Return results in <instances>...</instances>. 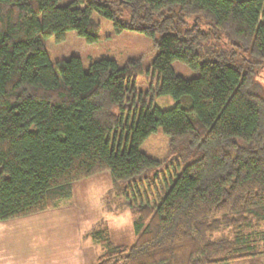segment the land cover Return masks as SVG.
Listing matches in <instances>:
<instances>
[{"label": "trees", "instance_id": "1", "mask_svg": "<svg viewBox=\"0 0 264 264\" xmlns=\"http://www.w3.org/2000/svg\"><path fill=\"white\" fill-rule=\"evenodd\" d=\"M59 2L0 0V221L54 209L75 182L97 174L134 181L160 164L139 147L161 129L171 150L199 157L157 201L132 204L124 192L134 238L122 244L106 226L92 229L86 236L103 249L92 264H227L259 255L249 241L264 224V97L256 90L264 0ZM93 13L152 40L149 96H170L173 107H154L148 93L135 99L139 60L102 58L87 71L78 56L50 60L46 38L61 42L75 31L98 40ZM174 61L197 76L176 74ZM225 230L231 236H215Z\"/></svg>", "mask_w": 264, "mask_h": 264}, {"label": "rangeland", "instance_id": "2", "mask_svg": "<svg viewBox=\"0 0 264 264\" xmlns=\"http://www.w3.org/2000/svg\"><path fill=\"white\" fill-rule=\"evenodd\" d=\"M70 0H60V5ZM92 18L99 24L98 40L87 43L75 31H68L65 39L55 42L52 37L44 39L50 60L78 56L84 71L89 64L102 58L114 60L122 65L128 59L140 61L141 70L134 84L135 99L146 95L152 105L168 109L175 105L170 96H149V89L155 86L151 63L157 53L152 40L136 30L116 31L108 19L93 13ZM200 27L206 30V25ZM219 41H212L209 47H221ZM174 72L185 79L194 78L197 73L185 64L172 62ZM256 90L264 97V72L258 71ZM256 75V76H257ZM140 151L160 161L144 175L128 183L114 182L109 173H101L72 186V195L54 209L33 215L0 221V257L13 259L8 264H92L102 254L99 243L86 234L98 226H106L111 236L122 244L134 238L133 215L124 192L132 204L141 201H157L165 184L175 178L183 166L199 157L197 150L178 146L170 149L168 137L158 129L140 145ZM155 175L158 179H155ZM229 235L228 230L215 234ZM249 244L259 255L238 259L227 264H264V224L250 234Z\"/></svg>", "mask_w": 264, "mask_h": 264}, {"label": "crops", "instance_id": "3", "mask_svg": "<svg viewBox=\"0 0 264 264\" xmlns=\"http://www.w3.org/2000/svg\"><path fill=\"white\" fill-rule=\"evenodd\" d=\"M11 260L14 261L13 259H11ZM11 260L10 259H1V257H0V264H8V263H10Z\"/></svg>", "mask_w": 264, "mask_h": 264}]
</instances>
